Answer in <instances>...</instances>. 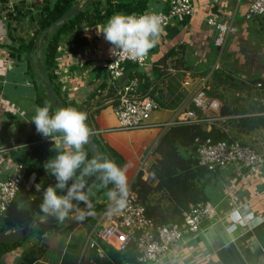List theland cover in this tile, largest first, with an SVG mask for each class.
Here are the masks:
<instances>
[{
    "label": "crops",
    "instance_id": "0c3cea01",
    "mask_svg": "<svg viewBox=\"0 0 264 264\" xmlns=\"http://www.w3.org/2000/svg\"><path fill=\"white\" fill-rule=\"evenodd\" d=\"M43 1L0 0V181L8 177V168L13 162L11 151L23 150L30 138L41 135L31 122L37 108L33 81L27 75L26 62L16 61L12 55V48L17 46L15 38L27 41L34 36L36 26H30L29 18H23L22 28L14 31L18 23L8 14L20 6L21 11L32 10L31 14L35 15ZM193 1L196 14L188 20L175 19L170 26L164 27L157 45L148 53L146 65L128 67L124 76L116 81L119 91L138 78L142 85L140 95L159 104L151 114L148 127L119 128L113 109L117 94L104 100L105 107L94 118V133L123 157L128 186L140 174L144 160L152 164L158 159L152 150L169 128L166 126L176 122L182 114L195 110L194 98L204 88L207 98L215 101L218 107L200 111L198 116L204 120L202 124L225 133L230 140L259 145L261 151L257 152L264 149V85L257 87L258 83L264 84V16L254 17L253 26L241 24L238 13L244 14L249 3L243 0L234 20L238 31L229 36L222 52L215 45L217 32L207 23L216 7L212 6V0ZM236 7L237 4L229 3L222 9L234 14ZM157 8L161 6L150 11ZM91 32L68 36L61 48V69L69 74L68 89L78 101L85 100L95 87L96 78H91V74L110 54L111 45L103 36L97 37L96 43L93 41V48L78 49L74 39ZM225 51L230 63L221 65L220 57ZM216 70L221 76L212 79ZM186 73L192 74L189 86L185 85ZM227 169L233 172L226 182L218 180L221 184L214 192L215 203L206 196L207 202L216 208L217 218L205 220L196 236L183 239L168 256L150 264H264V166L252 174L246 168L230 165L215 174ZM148 177L149 173L143 174V180ZM33 181L34 177L28 187ZM109 202L103 204L108 206ZM103 214L93 228L90 220H79L71 214L69 221L47 228L35 241L27 237L19 241L22 245L4 255L3 264H25V251L35 245L42 246L45 252L33 264H96L97 257L107 255L100 243L118 253L98 237Z\"/></svg>",
    "mask_w": 264,
    "mask_h": 264
},
{
    "label": "trees",
    "instance_id": "16d2710c",
    "mask_svg": "<svg viewBox=\"0 0 264 264\" xmlns=\"http://www.w3.org/2000/svg\"><path fill=\"white\" fill-rule=\"evenodd\" d=\"M80 1L82 0H44L42 7L35 15L31 14L32 10L21 11L20 6L14 8L12 14H8V17L12 16L15 23H18L14 26V31L22 28L21 20L23 18H29L30 26H36L34 36L27 41L23 38H15L14 43H17V46L12 48V55L16 61L23 60L26 62L27 75L33 81L34 90L37 94L34 101L36 107L50 105L52 113L58 109L48 99L47 92L38 79V70L35 66L38 48L36 40L43 31L57 22L69 9ZM158 6H161V9L157 8L154 12L168 13L170 10L169 0H96L80 14L73 16L68 22L53 30L46 39L42 54V65L45 69L46 81L54 88L61 103L67 107H76L87 113V123L93 131L94 118L99 110L105 107L103 104L104 100L114 97L115 94L118 96L120 91L116 90L118 83L110 81L108 72L100 65L96 68L97 74L94 77L96 78L95 87L87 94V98L78 101L72 97L70 90L64 88L61 76L58 74V70L61 68V48L63 42L68 36L76 32L87 28L95 30L96 27L105 24L115 13L144 14L151 12L152 8ZM217 9L218 7H216ZM260 16H264V14ZM254 17L259 16L256 15ZM188 19L186 18V20ZM130 66L137 67L138 65L133 62L127 63L126 71ZM219 76L221 74L216 70L212 75V79ZM141 86L139 84L140 94ZM116 103L117 101L113 105ZM96 107L97 109L95 110ZM195 110L198 109L195 107ZM197 112L200 113V111ZM92 137L104 157L107 156L109 159L114 160L121 167L125 166V161L120 154L105 145L96 134ZM207 138H212L215 141L230 140L225 133L208 129L203 124H177L171 126L161 136L152 151V154L157 155L158 159L149 165L148 179L146 181L143 180V174L141 173L132 183L131 188L137 193L138 202L146 208L148 217L157 225L179 224L184 226V220L191 205L200 201L207 202L202 182L207 180L206 176L208 174L215 172L200 167L196 159V149L198 147L196 141ZM37 141L41 142L37 143ZM84 150L87 152L89 160L95 157L88 145L84 146ZM11 154L13 162L21 164L24 168L23 181L21 190L15 201L6 213L0 215V233L13 231L17 227L25 226L28 222H34L36 218L41 217L43 213L40 212L39 205L42 202L43 189L56 183L55 177L50 175L43 167L48 159L56 155V152L53 151L51 139L44 138L42 135L32 137L26 148L11 151ZM32 177H34V181L28 187ZM93 177H85L87 184L90 183ZM37 185H39L40 191H37ZM112 187L114 186L109 184L106 188L103 186L102 181H99L91 192L94 190L101 195ZM92 202L90 204L92 205L93 214L87 215L84 219L90 220L91 227L93 228L97 225L101 214L106 210L107 206L103 203L98 205ZM78 206L82 208L85 205L81 203ZM71 214H69V218L65 221H55L40 232L69 221ZM21 245L22 242L0 245V264H3L4 255ZM100 245L107 250V255L103 258L97 257L96 264L138 263V253L135 247L124 253H115L107 246L101 243ZM43 252L45 251L42 246L35 245L34 247H30L24 253L25 264L35 263L43 255Z\"/></svg>",
    "mask_w": 264,
    "mask_h": 264
},
{
    "label": "built area",
    "instance_id": "2783aa9c",
    "mask_svg": "<svg viewBox=\"0 0 264 264\" xmlns=\"http://www.w3.org/2000/svg\"><path fill=\"white\" fill-rule=\"evenodd\" d=\"M243 0H212L213 7H218L207 19V23L217 32L215 45L223 52L227 39L230 35L237 33L238 29L234 25L235 14L238 5ZM245 10V20H251L254 16L264 14V0H248ZM170 10L168 13H156L162 15L164 20L163 28L170 26L175 19H188L196 14L197 7L193 0H169ZM237 4L235 13L224 12L222 6L225 4ZM148 13V12H147ZM155 13V12H149ZM223 17H227L223 19ZM148 61V55L143 61H134L127 55L119 57L109 54L102 62V68L108 72L110 81H117L126 72L127 63L133 62L143 67ZM64 88L68 89V76L62 69L58 70ZM191 73H186L185 85L191 84ZM139 79L134 78L129 81L122 90L119 91L117 103L113 106L114 113L119 122V128L123 130H136L148 127L147 123L154 110L159 104L148 96H141L139 93ZM257 87H263V83H258ZM195 107L200 111L216 109L218 105L213 100H209L203 91H200L194 98ZM197 111H188L180 118L166 127L177 124H202L204 122ZM196 159L198 165L209 171L216 172L230 165H238L246 168L250 173H257L264 166V149L257 152L251 146L238 140L215 141L212 138L196 141ZM153 151V150H152ZM144 160L139 172L149 173V164ZM8 168V177L0 181V215L7 212L15 201L21 190L22 175L24 168L21 164L11 162ZM217 218L216 208L205 201L191 205L185 217V224L157 225L148 217L146 208L138 202L137 194L128 186V196L122 208L117 209L114 201H110L101 221L99 222L98 237L100 240L118 253H124L131 248L138 253L139 264H150L160 262L168 256L173 247L183 239L196 236L205 220H215ZM222 219H218L221 221ZM92 246H94L92 244Z\"/></svg>",
    "mask_w": 264,
    "mask_h": 264
},
{
    "label": "clouds",
    "instance_id": "9594fccd",
    "mask_svg": "<svg viewBox=\"0 0 264 264\" xmlns=\"http://www.w3.org/2000/svg\"><path fill=\"white\" fill-rule=\"evenodd\" d=\"M163 24L162 15L156 13H115L97 35H102L111 45L109 51L113 56L127 55L134 61H143L157 45L164 31ZM50 107H37L31 119L37 133L51 139L56 152L43 165L55 177L56 183L43 189L40 212L59 222L68 219L70 213L79 220L92 215V205L85 192V177L93 176L106 188L109 184L114 186L105 194L115 202L117 209L122 208L128 196L127 165L121 167L107 156L89 160L84 146L90 143V137L95 133L87 123V113L71 106L52 113ZM36 188L40 191L39 185ZM80 203L85 205L84 209L79 208Z\"/></svg>",
    "mask_w": 264,
    "mask_h": 264
},
{
    "label": "water",
    "instance_id": "95a60500",
    "mask_svg": "<svg viewBox=\"0 0 264 264\" xmlns=\"http://www.w3.org/2000/svg\"><path fill=\"white\" fill-rule=\"evenodd\" d=\"M95 1L96 0H82L78 2L75 6L69 9L57 22L52 24L47 30L43 31L42 34L36 40V42L38 43V48L35 66L38 70V79L43 84L47 92L48 99L53 102L54 107L57 109L62 107L66 108L67 106L60 102L59 98L57 97L54 91V88L46 81V73L42 65V54L45 41L53 30L68 22L73 16L80 14L85 8H87L90 4ZM88 146L95 157H104L101 154L99 146L97 145L92 136L90 137V143L88 144ZM99 181L100 180H98L95 176L92 178L90 183L87 184L85 188V192L87 193V195L99 183ZM55 221L56 220L54 218H48L42 214L41 217L36 218L34 222H28L25 226H19L12 232L0 233V245L15 244L21 241L22 239L46 228L48 225Z\"/></svg>",
    "mask_w": 264,
    "mask_h": 264
},
{
    "label": "rangeland",
    "instance_id": "374dc122",
    "mask_svg": "<svg viewBox=\"0 0 264 264\" xmlns=\"http://www.w3.org/2000/svg\"><path fill=\"white\" fill-rule=\"evenodd\" d=\"M238 20L241 22V24H248L250 26L254 25V21L255 20H245L244 16H243V12L241 11L240 13H238L237 16ZM104 25V24H103ZM103 25H100L98 27L95 28V30L93 32H91V30L89 28L79 31L80 33L86 32V31H90L91 33H84L82 36H79V39H74V42L76 43V45L78 46V49H82V48H93V44L94 42L96 43V41L98 40V38H101L102 35H97V31H99ZM260 35V34H259ZM98 37V38H97ZM73 40V39H71ZM94 41V42H93ZM95 45V44H94ZM230 57L227 54V52L225 51V53H223V55L220 57V64L224 65V64H229ZM93 67H95V64L92 65ZM96 75V72H93L91 74V78H94ZM240 79V78H238ZM255 80V78L253 79ZM200 111V110H198ZM16 132V131H15ZM24 134L27 133L26 129L23 130ZM17 133V132H16ZM23 133L20 132L19 136H21ZM14 136V135H13ZM241 140V139H240ZM247 145L253 147L255 150L257 151H261V148L259 145L254 144L253 142H248L246 143ZM148 164H151V161H148ZM231 172H233V169H227V170H223L220 174H215V173H210L206 176V179L204 182H202L204 188H205V194L206 196H208V198L211 200L212 203H215V196H214V192H216L217 188L220 186L218 180L220 182H226L228 177L230 176ZM106 192H103L101 195L98 194L97 191H92L91 194L88 195V199L89 202H94L98 205L102 204L103 202H106L109 200L108 197L105 194ZM213 193V194H212ZM92 202V203H93ZM41 231V230H40ZM36 232L30 236H28V240L31 241H35V239L41 234V232ZM96 233V232H95ZM96 235V234H95ZM42 264V263H40Z\"/></svg>",
    "mask_w": 264,
    "mask_h": 264
}]
</instances>
